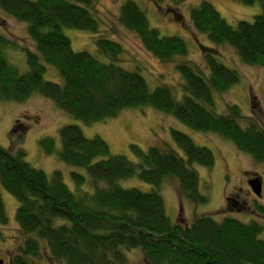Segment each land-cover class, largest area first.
<instances>
[{
  "label": "trees",
  "instance_id": "trees-1",
  "mask_svg": "<svg viewBox=\"0 0 264 264\" xmlns=\"http://www.w3.org/2000/svg\"><path fill=\"white\" fill-rule=\"evenodd\" d=\"M236 1L259 4L260 13L251 22L241 20L232 26L207 1L191 9V26L212 45L199 44L203 64L175 63L181 79L177 98L167 85L150 88L137 71L120 65L123 46L101 33L98 0H0L5 15L26 24L28 37L20 43L0 33V101L22 103L37 93L87 124L115 118L125 109L152 107L195 131L229 140L255 161L264 162V128L258 116L245 115L237 105L228 106L225 114L215 111L214 93L222 94L240 81L238 70L220 58L218 46L231 48L247 65L264 66V0ZM116 19L157 60L169 63L187 56L185 42L160 35L133 1L119 6ZM64 28L94 35L96 52L106 62L89 52L73 51ZM16 50L24 53L25 72L7 60L6 53L11 58ZM45 65L56 68L60 83L44 79ZM16 128L9 133L11 147L0 146V186L18 203L14 218L22 236L11 264H32L33 259H43L42 254L48 264H127L125 251L133 249L142 253L146 264H264L263 225L255 220L243 223L225 216L218 221L194 214L190 224L182 225L167 216L159 192L166 177L177 181L181 203L207 201L199 190L195 166L209 169L215 158L186 134L172 131L182 155L167 147L143 150L131 144L136 159L132 161L112 155L105 141L85 137L79 126H62L58 150L51 137L39 143L45 153H56L65 164L85 170V175L72 172L73 191L60 171L49 176L26 161V129ZM132 177L152 189L121 185ZM254 208L264 215V204ZM6 223L0 195V225Z\"/></svg>",
  "mask_w": 264,
  "mask_h": 264
},
{
  "label": "rangeland",
  "instance_id": "rangeland-1",
  "mask_svg": "<svg viewBox=\"0 0 264 264\" xmlns=\"http://www.w3.org/2000/svg\"><path fill=\"white\" fill-rule=\"evenodd\" d=\"M125 1L127 0H98V16L102 22L101 33L112 37L123 46L124 51L120 57V65L123 68L137 71L150 88L159 84L167 85L177 98L181 96V79L175 63L188 60L195 65L203 64L204 59L199 44L209 47L212 45L204 35L197 33L191 26L189 22L191 9L201 1H207L232 26L241 20L251 22L261 10L259 4L245 6L236 0H180L178 4L171 0H160L157 3L152 0H131L144 11L150 26L157 29L160 35L177 36L185 42L188 52L186 57H176L173 62L163 63L143 48L134 33L118 24L116 19L118 8ZM0 33L11 36L20 43L28 41L26 24L15 21L1 10ZM63 33L69 38L73 51H86L106 62V59L96 52L94 35L71 28H64ZM217 49L222 61L238 70L240 81L222 94L214 93L215 111L225 114L228 106L237 105L245 115L250 116L254 112L264 128V66L255 67L241 62V59L227 46H218ZM14 52H17L18 56ZM11 56L10 58L6 53L7 60L20 72H25L24 53L19 50L11 51ZM44 79L54 83L62 81L56 68L50 65H45ZM69 124L79 126L87 138L96 136L101 138L108 145L112 155H123L132 161L136 159L131 152V144L143 150L151 146L161 149L167 147L182 155L172 138V131L186 134L195 145L211 150L215 158L213 167L209 169L195 166L200 178L199 190L207 201L205 204L197 205L181 203L177 181L173 177H166L159 192L167 216L173 222L182 225L190 224L194 214L211 215L218 221L225 216L243 223L255 220L263 225L261 238H264V215L258 214L254 208L256 203L264 204V162L255 161L231 141L214 133L195 131L175 117L152 107L125 109L115 118L87 124L62 113L52 102L37 93L32 94L22 103L0 101V146L9 149L10 131L14 127H17L16 131L25 128L23 147L26 161L49 176L53 171H60L63 182L74 191L72 172L85 175V170L65 164L57 158L56 153L52 155L45 153L39 143L41 138L51 137L58 150L59 129ZM251 178H258L261 181V197H257L251 191L247 183ZM121 185L125 188L136 187L142 191L152 189L151 185L136 177L121 181ZM0 195L7 218V223L0 225V259L3 264H11V259L17 254L22 242L14 218L18 203L2 186H0ZM125 253L127 264H146L139 250H127ZM41 257L43 259L31 260L32 264H48V257L44 254Z\"/></svg>",
  "mask_w": 264,
  "mask_h": 264
},
{
  "label": "water",
  "instance_id": "water-1",
  "mask_svg": "<svg viewBox=\"0 0 264 264\" xmlns=\"http://www.w3.org/2000/svg\"><path fill=\"white\" fill-rule=\"evenodd\" d=\"M248 185L253 192L254 195L257 197H261V190H262V183L258 178H253L248 180ZM0 264H2V261H0Z\"/></svg>",
  "mask_w": 264,
  "mask_h": 264
},
{
  "label": "flooded vegetation",
  "instance_id": "flooded-vegetation-1",
  "mask_svg": "<svg viewBox=\"0 0 264 264\" xmlns=\"http://www.w3.org/2000/svg\"><path fill=\"white\" fill-rule=\"evenodd\" d=\"M252 179V178H251ZM250 180V179H249ZM0 261H2L1 259H0ZM2 264H3V261H2Z\"/></svg>",
  "mask_w": 264,
  "mask_h": 264
}]
</instances>
